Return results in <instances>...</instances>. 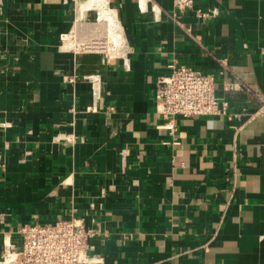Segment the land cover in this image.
I'll return each mask as SVG.
<instances>
[{"label": "crops", "instance_id": "0c3cea01", "mask_svg": "<svg viewBox=\"0 0 264 264\" xmlns=\"http://www.w3.org/2000/svg\"><path fill=\"white\" fill-rule=\"evenodd\" d=\"M85 1L0 0V260L2 232L75 216L108 232L104 264H264V0H105L112 55L76 49ZM173 63L229 114L163 128Z\"/></svg>", "mask_w": 264, "mask_h": 264}, {"label": "built area", "instance_id": "2783aa9c", "mask_svg": "<svg viewBox=\"0 0 264 264\" xmlns=\"http://www.w3.org/2000/svg\"><path fill=\"white\" fill-rule=\"evenodd\" d=\"M174 3L180 13L195 7V0H174ZM195 11L196 16L202 20L211 15L208 10ZM173 20L178 23L175 17ZM71 39L70 33L61 36L63 42ZM168 70L167 74L157 79L154 91L157 113L166 120L163 128L173 131L177 117H217L229 114L230 102L217 96L214 74L175 63L169 65ZM95 80L99 81V78ZM256 97L261 107L250 114L253 118L264 116V98L259 95ZM5 168L6 160L0 155V169ZM1 236L3 257L0 264L105 263L104 257L98 252L97 242H104L108 232L102 229L94 217L89 221L71 216L45 223L26 224L13 232H2Z\"/></svg>", "mask_w": 264, "mask_h": 264}, {"label": "rangeland", "instance_id": "374dc122", "mask_svg": "<svg viewBox=\"0 0 264 264\" xmlns=\"http://www.w3.org/2000/svg\"><path fill=\"white\" fill-rule=\"evenodd\" d=\"M99 15V9L94 8L90 10L89 17L86 19V21H84V23L88 22L92 25H90V27L87 29V33L83 35L84 38L82 37V40L80 42L76 41L74 44L76 49L80 50V52L85 51L103 55H112L110 50L112 48L111 44H113L114 42L112 38L114 37L116 39V37L112 33V28L110 29L112 36H110L109 33L107 34L108 29L106 21L110 22L111 26L112 22L110 21L109 16ZM97 19L100 21H98ZM65 43H67L66 45H70L69 48H71V42L67 41Z\"/></svg>", "mask_w": 264, "mask_h": 264}, {"label": "bare ground", "instance_id": "6f19581e", "mask_svg": "<svg viewBox=\"0 0 264 264\" xmlns=\"http://www.w3.org/2000/svg\"><path fill=\"white\" fill-rule=\"evenodd\" d=\"M81 4H82L81 5V16L82 17H85L88 11L90 12V10L97 8L100 11V16H104V15L109 16L110 21L112 22V27H114V24H115L114 16L110 15L111 13L107 12L108 8H107L105 0H86L85 3H81ZM113 14H114V12H113ZM115 26H116L115 28H112V33L116 37V40L120 41L121 35L119 34V32H117V25L116 24H115Z\"/></svg>", "mask_w": 264, "mask_h": 264}]
</instances>
